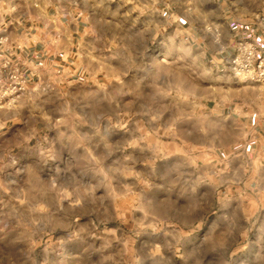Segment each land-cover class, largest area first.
<instances>
[{"label":"rangeland","instance_id":"obj_1","mask_svg":"<svg viewBox=\"0 0 264 264\" xmlns=\"http://www.w3.org/2000/svg\"><path fill=\"white\" fill-rule=\"evenodd\" d=\"M186 1V0H184ZM144 0H141L143 3ZM200 0H192V3ZM23 0H2L0 3V18L8 25L7 33H0V36L8 33L22 35L25 33L37 34L40 36L47 34L65 33L70 28L67 19H62L60 25L50 23L47 28L42 21L27 20L24 25L29 28L25 30L18 20L27 18L29 11L35 16L38 10L29 9ZM150 4V0H149ZM164 0H157L155 8L149 6L147 11H142L141 5L132 0L130 3L123 4L119 9V14L113 19L112 15L106 17L116 24L117 29L121 27V20L130 21V26L135 28L146 17H155L153 21L155 33L148 39L147 47L144 49L146 56L153 57L151 60L145 59V64H176L180 70V78L191 85H197L189 94L184 97L177 96L175 92L167 99L172 101L178 110L181 121L168 127V121L163 119L157 122L154 118H143L136 111H129L120 105L119 99L113 100L111 96L105 99V93L118 91L121 82L126 83V76L113 74L109 75L105 71L106 64L103 57L98 53H110L121 45L122 37L117 33L114 39L112 35H107L103 44L98 40L93 43V36L87 34V25L83 20H79L81 35L77 38V47L80 55H76V63L72 64V71L64 70L62 66H56L55 70L50 71L51 67H41L39 77L34 79L32 84L30 72H25L21 68H13V71L25 77L28 82L25 89L0 101V105H9L17 97L22 96L26 91H33L38 94L35 99L36 122L32 129L34 135L27 143V147L34 154L32 157H23L19 164L13 159L21 153V148H15L11 156L0 157V179L13 170L15 167L23 168V175L20 177V185L15 189H7L3 192L4 199L0 201V229L5 224L16 217L21 208H27L26 201H36L35 212L28 211L32 223L37 232L34 243L37 249L48 248L49 251L62 246L69 231L73 235L80 232L90 234L92 239L103 242L108 237H118L123 233L130 232L133 228L139 229L138 237L146 232H164L167 234L172 229H176L181 239L189 238L199 234L203 236L208 233L209 240H219L225 233L232 230L236 223L237 213L245 223L255 222L257 218H264V204H262L251 189L243 191V185L236 183L237 174L234 169L227 170V155L231 150L241 151L246 142V133L241 123H236L226 116L220 117L217 108L219 101H241L240 96L243 89H225L215 82L207 80L201 81L195 74L196 70L189 61H196L204 65H214L211 59L203 57L199 52L186 45L181 40V35L175 26H169L164 19L162 9ZM117 4L113 3L110 10L115 14ZM50 9V12L47 10ZM47 15L55 18L57 7L55 0L46 9ZM65 25L67 26L65 28ZM58 26V27H57ZM147 26V24H145ZM20 28L17 32L16 29ZM210 28V27H209ZM79 41V42H78ZM125 47L127 45H124ZM95 49V50H93ZM151 50V51H149ZM166 50L175 52V56L169 58L165 55ZM58 59H61L58 56ZM75 62V61H74ZM115 70V65H112ZM49 70V71H48ZM5 71V70H4ZM162 83L157 87L172 91L173 87L179 86V81L174 80L167 73H157ZM242 79V78H239ZM244 80V79H242ZM76 86L81 88L93 89L90 94L75 92ZM115 86V87H114ZM264 88V84L262 85ZM202 90V91H201ZM211 91V97L208 95ZM264 94V92H262ZM128 94L131 95L129 89ZM99 97V99H97ZM199 97V99H196ZM32 103V102H29ZM81 104L87 105L91 111L84 114L78 110ZM209 113L211 115L209 116ZM4 117V111H0V118ZM191 124V128L181 127L184 120ZM221 119H228L231 122L230 128L219 127L215 122ZM111 123L112 127L105 128L104 125ZM154 125V126H153ZM9 128L15 129L17 125L9 124ZM204 129L203 131L201 129ZM99 129L111 135L113 129L118 132L126 133L125 139L128 147L125 149L130 154L136 149L132 146L135 137L143 136L146 138L139 147L147 151L143 163L139 167H151L163 171V161H175L169 174L172 177L167 193L179 190L185 185L191 186L194 191H200L201 198L210 196L207 208L203 215L192 218L190 226H184L178 219L170 214L175 213L176 217L188 216L198 202L181 200L173 195H168L166 199H161L157 206L159 211L169 214L166 221L160 219L153 222L151 217L156 216V212L145 207L143 211H138L136 203H143V194L133 191L125 196L115 184L112 185L115 192L109 195L107 192L99 196L95 202H89V198H96L98 189L96 185L85 183V177L96 176L92 167L88 166L86 156L91 155L93 165L98 163L96 152L89 145L88 137L92 132ZM134 133V136H133ZM120 143V141H118ZM110 146V145H109ZM71 147L78 157L74 158ZM154 149V152H153ZM215 151H220L225 158V163L215 168L217 160L213 158ZM240 152L237 159L241 157ZM155 155L157 158L152 159ZM217 155V154H216ZM107 163V161H105ZM119 162H114L118 164ZM57 165L59 166L57 168ZM45 166L56 168L54 175H47L44 171ZM75 168V169H74ZM264 170V169H262ZM99 182V181H97ZM195 182V183H193ZM148 185L152 181L147 182ZM207 185V190L201 189V185ZM149 190L150 187H149ZM165 195V193H161ZM83 196L84 200L77 197ZM106 202L101 203L102 201ZM233 201H239L232 215L223 209L232 206ZM22 216L23 213H20ZM213 221H218L211 230L209 225ZM55 225V226H53ZM97 241V245L100 243ZM91 239H74L65 244V249H76V251H66L65 256L70 255L72 259L65 260L57 253L51 256V264H81L78 257L83 254L82 250L91 243ZM135 248V241L132 244ZM156 253L161 251L160 246H154ZM177 253H182L181 248H176ZM231 255H244V245L233 248ZM178 259L180 257H177ZM221 264H224L221 261ZM258 264H264V255L258 257Z\"/></svg>","mask_w":264,"mask_h":264},{"label":"clouds","instance_id":"obj_2","mask_svg":"<svg viewBox=\"0 0 264 264\" xmlns=\"http://www.w3.org/2000/svg\"><path fill=\"white\" fill-rule=\"evenodd\" d=\"M132 0H55L57 7V15L55 18L47 15L46 9L53 4V0H23L29 9L38 10L35 16L29 11L27 18L18 20L16 23L23 28L27 20L42 21L45 28L50 23L58 26L62 19H67L69 23H75L79 20L88 26L87 34L93 36V43L98 40L103 44L107 35H112L115 39L117 33L122 37L121 45L110 53H98L103 57L106 64L105 71L107 74L126 76V83L121 82L118 91L105 93V99L109 96L113 100L119 99L120 105L129 111H136L143 118H154L157 122L166 119L168 127L181 121L177 108L167 97L173 92L181 98L185 93L189 94L197 85H191L187 81L180 78V70L176 64H145L147 58L151 60L153 57L146 56L144 49L147 47L148 39L155 33L153 21L155 17H146L145 21L133 28L130 21L126 18L121 20V27L117 29L115 23L107 19L109 15L116 18L119 9L123 4L130 3ZM180 9L184 4V0H175ZM2 3V0H0ZM116 3L117 8L115 14L110 10L111 4ZM141 5L142 11H147L149 6L155 8L157 0H136ZM192 3V0H188ZM200 4L204 9V15L209 20H216L222 25L225 47L234 39V33L241 29L247 28L248 32L255 39L256 34L264 38V0H200ZM231 15L233 24L224 23V15ZM147 24V26H145ZM67 26L65 25V28ZM8 25L0 18V33H7ZM17 32L20 28L16 29ZM17 40L15 33H8L0 36V52L7 53L10 51ZM247 43V41H245ZM124 45H127L126 47ZM95 50V49H93ZM151 51V50H149ZM165 55L169 58L175 56L172 50H166ZM7 57H0L6 59ZM258 63V66L254 65ZM196 70V75L201 81L207 80L221 85L225 89H243L246 82L240 81L235 72V64L233 57H226L218 61L214 65H204L196 61H189ZM112 65H115L113 70ZM246 71L253 74V78L264 84V39L256 47L252 61L246 66ZM157 73H167L174 80L179 81L178 87H173L172 91H166L159 87L162 83ZM0 81V86L3 85ZM115 87V86H114ZM129 89L131 95L128 94ZM75 92L81 94H90L94 90L81 88L76 86ZM202 91V90H201ZM264 92V88L258 90ZM253 90L248 85V92L243 90L240 93L242 99L251 100ZM208 95L211 97V91ZM38 94L33 91H26L22 96L17 97L9 105H0V111H4V117L0 118V157L5 155L11 156L15 148H21V153L17 154L13 159L19 164L23 157H32L34 152L27 147L28 141L34 135V131H26L32 129L36 122L35 99ZM99 99V97H97ZM196 99H199L197 97ZM32 102V103H29ZM255 104V101H252ZM256 110L253 111L249 106V117L255 116L260 122L264 123V101L255 105ZM78 110H82L87 116L91 108L81 104ZM211 113H209V116ZM216 123L219 127L230 128L231 122L228 119L209 122ZM9 124H15V129L9 128ZM154 126V125H153ZM105 128L112 127L111 123L104 125ZM181 127L188 129L191 124L185 119ZM204 130L203 128L201 129ZM126 133H121L113 129L111 135L96 129L87 139L90 147L94 149L98 157V163L93 165L91 155L86 156L88 166L92 167L97 173L96 176L85 177V183L96 185L98 189L96 198H89V202H95L99 196H103L105 192L109 195L115 192L112 185L115 184L121 192L127 196L129 193L136 191L143 194V203L137 202L138 211H143L145 207L156 212L155 217H151L153 222H159L160 219L165 221L169 219V214H165L158 209L161 199H166L168 195H173L181 200H190L198 202L188 216L176 217L173 212L170 215L178 219V222L184 226H190L192 218L203 215V211L211 200L210 196L201 198L200 191H194L191 186L185 185L179 190L167 193L166 190L172 177L169 174L170 169L175 161H163L164 169L159 171L151 167H139L143 163L148 152L141 150L139 145L146 140L145 137H135V143L132 145L136 150L131 154L125 149L128 147V141L125 139ZM134 136V133H133ZM120 141V143H118ZM110 145V146H109ZM71 151L74 158L78 157L76 152ZM154 152V149H153ZM256 158L253 159L252 157ZM152 159L157 157L153 155ZM258 160H264V148L259 153L255 149L252 152L242 153L241 157L233 162V168L236 171V183L243 185V191L247 192L251 189L257 194L260 202L264 204V170L258 167ZM107 161V163H105ZM114 162H119L114 164ZM59 166L57 165V168ZM75 169V168H74ZM47 175H54L56 168L44 169ZM57 174V173H56ZM23 175V168L15 167L7 172L0 179V189H15L20 185V177ZM99 181V182H97ZM152 181L151 185L147 182ZM195 183V182H193ZM7 186V189L5 188ZM149 187L151 190H149ZM201 189L207 190V185H201ZM165 193V195H161ZM4 199L3 192L0 191V201ZM78 200H84L85 197H77ZM106 202L102 201L101 203ZM27 208H21L16 217L5 224L0 229V264H51V256L57 253L65 260H71L70 255L65 256V252L76 251V249H65V244L74 239H83L87 237L91 239V243L84 247L82 252L84 255L77 259L81 264H258V257L264 255V218H257L255 222L249 221L245 223L238 213L236 223L232 230L225 233L219 240H209L208 233L203 236L199 234L189 238L181 239L176 229H172L167 234L164 232L145 233L138 237L139 229L133 228L130 232L112 238L108 237L103 242L92 239L90 234L80 232L79 235H73V231L67 233L65 243L51 251L48 248L37 249L34 238L39 231L32 223L28 211L35 212L36 201H26ZM239 201H233V204L227 211L232 215L234 209L238 206ZM20 213H23L21 216ZM218 223L213 221L209 230ZM55 226V225H53ZM97 241L100 243L97 245ZM135 241V248L132 244ZM159 245L161 251L156 253L155 245ZM244 245V255H231L233 248ZM176 248H181L182 253H177ZM177 257H180L179 259Z\"/></svg>","mask_w":264,"mask_h":264},{"label":"crops","instance_id":"obj_3","mask_svg":"<svg viewBox=\"0 0 264 264\" xmlns=\"http://www.w3.org/2000/svg\"><path fill=\"white\" fill-rule=\"evenodd\" d=\"M164 4L162 13L167 24L175 26L181 35V40L203 57L211 59L213 64L226 57H231L239 39L253 37L247 28L241 29L234 33V39L225 47L222 25L216 20H209L204 15V9L200 2H195L192 5L186 0L182 9L179 8L175 0H164ZM47 11L50 12V9ZM223 21L227 24H233V18L228 14L224 15ZM69 26L68 32L65 33L57 32L56 34L40 36V31L38 30L37 34L27 32L18 35L19 37H17L16 43L10 51L7 53L0 52V57L6 56L11 61L10 65L3 71L5 78L9 79L13 68L16 67H20L25 72H30L32 84L34 79L37 76L39 77V73L42 71L41 67H51L49 70L54 71L55 65L62 66L64 70L70 72L72 64L76 63V55H80V50L77 47V38L81 35V25L77 21L70 23ZM24 29L29 30L27 26ZM255 39L258 43H261L263 38L256 34ZM58 56L61 59H58ZM239 80L246 82L245 84L247 85L244 88L246 91H248V85L250 84L253 90L251 100L246 98L241 101L237 100V102L223 100L219 101L217 108L214 109V111L219 110L217 114L220 117L226 116L236 123H241L246 133V142L243 145V149L241 151H237V149L231 150L227 155V170L234 169L233 162L237 159V155L240 152L247 153L255 149L259 153L264 148V123L260 122L255 116L249 117V106L255 111V105L264 101V94L258 91L263 84ZM252 101H255V104H252ZM220 153V151H215L213 156L217 160L215 168L218 171L222 170L219 165L221 166L225 163V158ZM252 158L255 159L256 157L253 156ZM258 167L261 170L264 169V160H258Z\"/></svg>","mask_w":264,"mask_h":264},{"label":"built area","instance_id":"obj_4","mask_svg":"<svg viewBox=\"0 0 264 264\" xmlns=\"http://www.w3.org/2000/svg\"><path fill=\"white\" fill-rule=\"evenodd\" d=\"M245 41H247V43H245ZM259 44L260 43H258L256 39H253V37H243L237 41L234 53L231 57L234 58L235 72L238 78H242L249 82L261 83L259 80L253 78L252 73L245 70L246 66L252 61L255 49ZM10 63L11 61L8 58L0 60V81L4 82L3 85L0 86V101L22 92L28 82L25 77L16 73V71H13L12 80L10 82L1 75ZM258 63L257 61L254 67L258 66Z\"/></svg>","mask_w":264,"mask_h":264}]
</instances>
